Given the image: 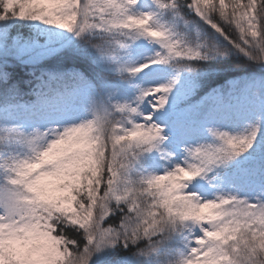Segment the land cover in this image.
Masks as SVG:
<instances>
[{
	"label": "snow or ice",
	"instance_id": "snow-or-ice-1",
	"mask_svg": "<svg viewBox=\"0 0 264 264\" xmlns=\"http://www.w3.org/2000/svg\"><path fill=\"white\" fill-rule=\"evenodd\" d=\"M0 264H264V0H0Z\"/></svg>",
	"mask_w": 264,
	"mask_h": 264
},
{
	"label": "trees",
	"instance_id": "trees-1",
	"mask_svg": "<svg viewBox=\"0 0 264 264\" xmlns=\"http://www.w3.org/2000/svg\"><path fill=\"white\" fill-rule=\"evenodd\" d=\"M236 63H242V58L238 59Z\"/></svg>",
	"mask_w": 264,
	"mask_h": 264
}]
</instances>
